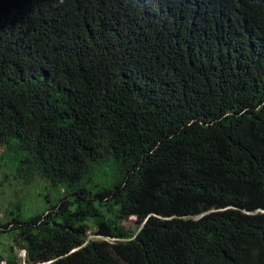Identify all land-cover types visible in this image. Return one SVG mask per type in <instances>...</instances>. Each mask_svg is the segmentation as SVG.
<instances>
[{"label": "trees", "instance_id": "16d2710c", "mask_svg": "<svg viewBox=\"0 0 264 264\" xmlns=\"http://www.w3.org/2000/svg\"><path fill=\"white\" fill-rule=\"evenodd\" d=\"M0 145V262L264 264V0H0Z\"/></svg>", "mask_w": 264, "mask_h": 264}, {"label": "rangeland", "instance_id": "374dc122", "mask_svg": "<svg viewBox=\"0 0 264 264\" xmlns=\"http://www.w3.org/2000/svg\"><path fill=\"white\" fill-rule=\"evenodd\" d=\"M0 145V151L2 150ZM49 196L51 202L56 199V192L49 189L47 183H45L40 176H36L31 182L24 183L15 177H13L12 170L5 165L0 166V220L3 224L10 222L11 215L8 210L12 209L15 204L20 203L26 210L23 215L28 213H34L41 211L46 205L47 201L44 196ZM121 224L131 233H136L137 230L142 226L135 216H131L121 220ZM12 224L9 223L7 226L0 225V254L5 256L10 253V243L8 242L7 231L11 228ZM96 228L91 226L87 231V240H106L113 242L115 239L109 236L98 235L95 232ZM13 254L21 259L20 264L25 263V251L15 248ZM118 264H126L121 260L117 261ZM0 264H6L1 261Z\"/></svg>", "mask_w": 264, "mask_h": 264}]
</instances>
